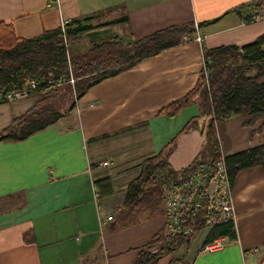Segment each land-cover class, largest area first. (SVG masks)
Segmentation results:
<instances>
[{"label":"crops","instance_id":"crops-1","mask_svg":"<svg viewBox=\"0 0 264 264\" xmlns=\"http://www.w3.org/2000/svg\"><path fill=\"white\" fill-rule=\"evenodd\" d=\"M258 1L0 0V22L26 39L58 29L61 19L70 23L90 18L83 22L93 28L76 39L81 43L84 33L94 35L88 47L113 38L143 40L171 27H194L178 44L92 85L54 124L20 141H0V264H135L141 253L163 249L164 240L155 238L163 229V234L172 233L165 210L117 224L122 194L139 175L142 160L173 139L171 168L178 171L193 161L205 140L198 105L190 103L174 115L161 110L197 84L204 48L240 47L264 34V3ZM183 35L192 38L183 40ZM67 84L54 87L61 90ZM40 94L0 102V132ZM54 105L61 112L71 106L62 110ZM247 118L240 113L217 120L223 154L264 142V127L253 132L260 121L246 127ZM104 178L110 179L111 192L99 196L96 182ZM231 192L235 238L221 236L224 246L206 251L211 228H202L155 264L177 257L189 264H264V170L242 169L231 181Z\"/></svg>","mask_w":264,"mask_h":264},{"label":"trees","instance_id":"trees-1","mask_svg":"<svg viewBox=\"0 0 264 264\" xmlns=\"http://www.w3.org/2000/svg\"><path fill=\"white\" fill-rule=\"evenodd\" d=\"M263 3L264 0L258 1L259 5ZM88 19L67 23L66 43L60 27L26 39L17 37L10 24L0 22V94L6 90L20 89L32 79L42 82L36 92H41L39 99L23 115L12 119L0 132V141L26 139L54 124L74 108L75 102L63 112L54 107L52 95L54 97L60 90V87H54L58 86L59 79L68 80L71 75L74 78L73 85L65 86L70 88L75 99H79L102 79L114 76L162 49L178 44L183 33L194 31L193 25H182L158 31L138 41L113 38L92 43L86 51L74 54L68 46L80 38L81 33L93 28V25L83 22ZM203 59L207 78L201 72L197 84L187 94L161 110V113L174 115L184 106L196 103L199 107L198 118L205 120V140L201 149L188 166L178 171L173 170L168 161L175 139L160 152L144 158L139 175L128 183L122 194V203L116 214L118 220L126 218L132 221L144 213L145 217L161 214L164 209L162 193L169 183H183L199 168L214 164L221 155L230 185L242 169L260 166L264 170V142L242 151L223 154L216 132L217 120L240 113L248 117L243 121L246 127H252L260 121L253 132H260L264 127V34L240 47L227 44L204 48ZM198 118L188 122L185 128L196 123ZM96 186L99 196L111 192L109 178L98 180ZM202 216L201 208L193 235L204 226ZM193 235L159 233L155 239L164 240L163 249L152 254L141 253L135 264H155L166 252L174 251L181 244H188ZM221 236L235 238L232 220L213 225L205 242ZM168 264L189 263L184 257H177L172 258Z\"/></svg>","mask_w":264,"mask_h":264},{"label":"built area","instance_id":"built-area-1","mask_svg":"<svg viewBox=\"0 0 264 264\" xmlns=\"http://www.w3.org/2000/svg\"><path fill=\"white\" fill-rule=\"evenodd\" d=\"M253 18H258V15ZM68 20H60V30L63 40L66 43L65 27ZM195 39L200 41L199 31L195 33ZM183 40L192 37L183 35ZM204 77L208 73L203 69ZM50 82V81H49ZM64 83H74V78L70 75L69 79H59L58 85ZM42 82L37 79L29 80L22 88L17 90H6L0 94V102H12L34 95ZM107 162H103L106 165ZM163 208L169 221L171 234H191L196 227L198 213L203 209L202 228H211L213 225L235 218L232 205L231 185L226 172L225 164L221 158L211 166H203L188 180L183 183H169L163 190ZM106 220H112L111 215L106 216ZM225 242L221 239H214L207 243L203 250L213 251L224 246Z\"/></svg>","mask_w":264,"mask_h":264},{"label":"rangeland","instance_id":"rangeland-1","mask_svg":"<svg viewBox=\"0 0 264 264\" xmlns=\"http://www.w3.org/2000/svg\"><path fill=\"white\" fill-rule=\"evenodd\" d=\"M82 38H83L84 41L81 42V43H78L76 41L70 42V44L68 46V49H69L70 52L71 51L75 52L76 51L75 49H77V48L83 49L85 51L86 48H88V43L93 41L94 35L84 33L82 35ZM72 102H75L74 95L71 94L70 88H68V86H66L63 89H61L60 90V94L57 97L54 98L53 104H56L59 109L63 110L65 108H68L72 104ZM220 135H221V139H224L225 134L220 132ZM256 137L257 136H255V138ZM258 138H259V135H258ZM115 223L119 224V223H122V222H119V220H116ZM166 231H167L166 229H163V233H166Z\"/></svg>","mask_w":264,"mask_h":264}]
</instances>
